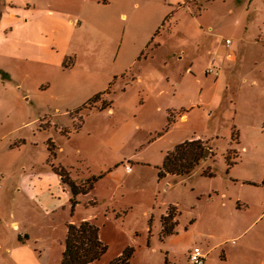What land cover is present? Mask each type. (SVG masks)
<instances>
[{
  "label": "rangeland",
  "instance_id": "obj_1",
  "mask_svg": "<svg viewBox=\"0 0 264 264\" xmlns=\"http://www.w3.org/2000/svg\"><path fill=\"white\" fill-rule=\"evenodd\" d=\"M16 1L13 19L0 0V264H62L68 226L85 221L108 246L92 264H190L195 247L207 264H264V92L190 45L235 40L214 1ZM162 72L173 81L152 90ZM194 137L208 157L160 177Z\"/></svg>",
  "mask_w": 264,
  "mask_h": 264
},
{
  "label": "crops",
  "instance_id": "obj_2",
  "mask_svg": "<svg viewBox=\"0 0 264 264\" xmlns=\"http://www.w3.org/2000/svg\"><path fill=\"white\" fill-rule=\"evenodd\" d=\"M173 4H177L178 7L183 3L202 5L203 10H208L207 4L212 0H169ZM214 8L216 11L221 12V26L225 25L226 22L230 21L231 26L235 29V40L232 41L227 38L225 41H217L216 37L211 36H198L189 38L190 45L195 49H202L204 53L208 50L210 54L215 53V62L221 64V66L229 70L231 74H237V87L241 90L245 87L248 89H259L264 92V79L260 76H252L253 69L247 68V64H244L245 60H255V65L260 67L264 66V0H213ZM18 1L16 0H4L3 14L9 12L13 19L17 17L16 12L13 8L17 7ZM140 5H136L137 8ZM34 10L37 5H34ZM202 10V9H201ZM32 13V10L28 12ZM203 13L201 12L200 15ZM225 14V15H223ZM223 15V17H222ZM120 19L128 20V15L121 13ZM225 17V18H224ZM224 19L227 21L224 22ZM203 30H206L204 25H201ZM231 40L232 44L230 47L227 46L226 41ZM186 55V52H183ZM176 56L170 54L169 58ZM168 65V62H166ZM194 64V63H192ZM160 69L161 66H159ZM163 70V69H162ZM191 66L188 69L190 73ZM188 76L191 75V73ZM158 75V76H157ZM152 75L149 79V87L154 89L165 88L166 83L173 81L174 76L168 72L158 73ZM155 80H157L156 83ZM230 86V85H229ZM161 112L164 111L166 115L171 109L162 106L159 109ZM183 120H187L188 117L183 116ZM199 139V138H196ZM190 140V139H189ZM201 140V139H200ZM207 261L208 262V252Z\"/></svg>",
  "mask_w": 264,
  "mask_h": 264
},
{
  "label": "trees",
  "instance_id": "obj_3",
  "mask_svg": "<svg viewBox=\"0 0 264 264\" xmlns=\"http://www.w3.org/2000/svg\"><path fill=\"white\" fill-rule=\"evenodd\" d=\"M168 121L169 128L174 123L172 114L168 117ZM206 150L205 142L196 139V137L180 143L174 151L166 154L163 166L159 169L160 177L166 175L190 176L204 159ZM60 175L62 183L70 188L73 196L72 201L75 202L76 197L83 192V188L73 183L66 171L63 170ZM174 219L172 211L162 218L164 233H172L176 224ZM107 250L108 246L101 241L100 230L96 225L88 221L80 225L70 224L62 264H92L101 259ZM129 257L130 254H125L122 258Z\"/></svg>",
  "mask_w": 264,
  "mask_h": 264
},
{
  "label": "built area",
  "instance_id": "obj_4",
  "mask_svg": "<svg viewBox=\"0 0 264 264\" xmlns=\"http://www.w3.org/2000/svg\"><path fill=\"white\" fill-rule=\"evenodd\" d=\"M226 44L228 47L232 44L231 40H227ZM211 73L213 70L210 71ZM128 171H131L130 168H128ZM207 261V255L204 253V251L200 247L193 248L189 253V263L190 264H206Z\"/></svg>",
  "mask_w": 264,
  "mask_h": 264
},
{
  "label": "water",
  "instance_id": "obj_5",
  "mask_svg": "<svg viewBox=\"0 0 264 264\" xmlns=\"http://www.w3.org/2000/svg\"><path fill=\"white\" fill-rule=\"evenodd\" d=\"M210 153V150L207 149L206 152H205V157L207 158L208 157V154Z\"/></svg>",
  "mask_w": 264,
  "mask_h": 264
}]
</instances>
